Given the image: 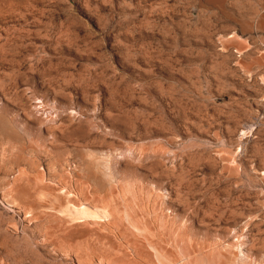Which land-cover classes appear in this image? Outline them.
<instances>
[{"label": "rangeland", "instance_id": "1", "mask_svg": "<svg viewBox=\"0 0 264 264\" xmlns=\"http://www.w3.org/2000/svg\"><path fill=\"white\" fill-rule=\"evenodd\" d=\"M0 264H264V0H0Z\"/></svg>", "mask_w": 264, "mask_h": 264}, {"label": "bare ground", "instance_id": "2", "mask_svg": "<svg viewBox=\"0 0 264 264\" xmlns=\"http://www.w3.org/2000/svg\"><path fill=\"white\" fill-rule=\"evenodd\" d=\"M83 211V210H82ZM83 212H85V211H83ZM87 212V211H86ZM89 214V213H88ZM106 213H103V215H105ZM79 215V214H78ZM108 215V214H107ZM106 216V215H105Z\"/></svg>", "mask_w": 264, "mask_h": 264}]
</instances>
